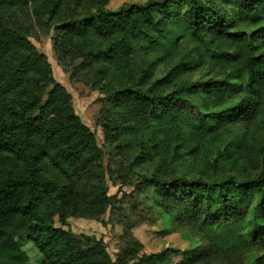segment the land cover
<instances>
[{"label": "trees", "instance_id": "1", "mask_svg": "<svg viewBox=\"0 0 264 264\" xmlns=\"http://www.w3.org/2000/svg\"><path fill=\"white\" fill-rule=\"evenodd\" d=\"M108 2L0 0V10L30 3L59 34L55 44L96 70L111 112L104 128L137 137L135 159L160 156L140 177L139 220L189 246L136 258L138 243L123 251L128 260L112 261L102 239L82 244L66 229L81 209L74 173L96 135L49 77L46 57L0 14V264H29L25 239L39 264H175L176 254L179 264H234L244 245L264 244V173L172 176L161 166L171 152L224 160L232 127L264 112V0H146L116 10ZM165 57L174 64L153 80ZM258 153L264 159V143Z\"/></svg>", "mask_w": 264, "mask_h": 264}, {"label": "rangeland", "instance_id": "2", "mask_svg": "<svg viewBox=\"0 0 264 264\" xmlns=\"http://www.w3.org/2000/svg\"><path fill=\"white\" fill-rule=\"evenodd\" d=\"M145 1L109 0L107 8L116 10L126 3ZM71 8L69 13L75 17L76 10ZM0 14L24 34L39 54L46 57L49 77L66 88L71 95L75 113L96 135L94 152L87 155L88 162L79 165L74 173L81 209L69 218L66 229H70L82 244L102 239L112 261L116 260L118 254L128 260L129 254L123 251L130 247L136 248L138 243L142 247L136 251V258L168 247L180 251L188 248L189 243L180 234L164 235L160 232V225L139 220L140 177L142 174L151 175L159 167L160 156L135 159L134 155L139 154L138 138L123 135L115 139L113 132L104 128V123L111 118V112L106 96L100 90L101 84L97 78L100 76L96 70L86 68V61L80 52L55 44L59 34L30 3L14 5L2 13L0 10ZM190 46L183 45L182 50L186 51ZM174 62L165 57L156 69L153 80L164 76ZM138 64L144 65L140 60ZM11 99L14 100V97ZM242 137H245L244 140H238ZM229 139L233 144L224 148V160H215V156H210V161H207L202 154L193 158L171 152L161 155H166V164L161 169L168 175L188 174V177H200L207 173L217 178L229 174L255 178L264 173V159L258 153L264 143V112L252 125H234ZM52 172L58 179L66 180L55 170ZM57 225L60 223L57 222ZM191 241L194 242L193 239ZM23 249L29 257V264H39L41 254L32 239H25ZM173 259L175 264H179L182 255H173ZM209 264H225V261L214 260ZM234 264H264V244L244 245Z\"/></svg>", "mask_w": 264, "mask_h": 264}]
</instances>
